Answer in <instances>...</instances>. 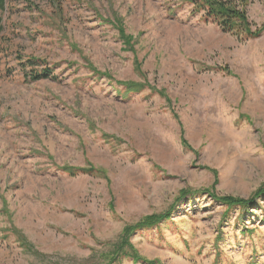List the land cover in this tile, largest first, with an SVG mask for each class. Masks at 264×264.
Listing matches in <instances>:
<instances>
[{"label": "rangeland", "instance_id": "1", "mask_svg": "<svg viewBox=\"0 0 264 264\" xmlns=\"http://www.w3.org/2000/svg\"><path fill=\"white\" fill-rule=\"evenodd\" d=\"M245 7L263 26L264 0ZM2 16L0 264H103L171 208L131 237L144 258L264 264V199L212 197L264 184V35L223 33L191 0H7Z\"/></svg>", "mask_w": 264, "mask_h": 264}, {"label": "trees", "instance_id": "2", "mask_svg": "<svg viewBox=\"0 0 264 264\" xmlns=\"http://www.w3.org/2000/svg\"><path fill=\"white\" fill-rule=\"evenodd\" d=\"M191 3L196 15H201L202 19L207 22L211 21L216 23L223 33L236 34L247 39H257L264 35V25L260 28L256 27L248 18L247 9L245 7L248 0H241L239 4L230 0H191ZM6 11L7 0H0V32L4 28L2 15H4ZM50 72H47L44 76H51ZM38 79L39 77L34 78V80ZM128 87L133 92H137L142 91L145 86L142 84H130ZM185 145L187 146L186 143ZM61 170L74 177L84 174L93 175L96 172H101L92 166L88 168L65 166ZM187 195H190L188 191H183L181 199L185 198ZM212 197L220 201L228 212L237 207L240 210H247L253 207L259 200L264 199V184H262L248 200L232 196L217 197L214 193H212ZM172 211L173 208L158 215L147 216L137 224L127 225L123 230L121 240L114 246L113 250L110 252V256L103 264H116L121 262L124 258L131 259L135 264L140 261H146V264H157L158 261L148 260L138 253L131 242V237L136 235L137 232L149 230L169 220L172 216ZM15 233L18 236L17 239L19 242H21L29 252L35 254L36 252L34 251L33 245L27 242L17 231H15Z\"/></svg>", "mask_w": 264, "mask_h": 264}]
</instances>
